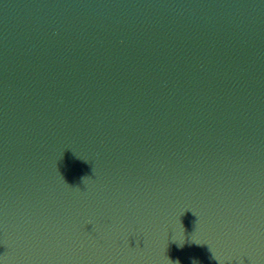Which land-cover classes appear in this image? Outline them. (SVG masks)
<instances>
[{
	"label": "water",
	"instance_id": "water-1",
	"mask_svg": "<svg viewBox=\"0 0 264 264\" xmlns=\"http://www.w3.org/2000/svg\"><path fill=\"white\" fill-rule=\"evenodd\" d=\"M264 264V0H0V264Z\"/></svg>",
	"mask_w": 264,
	"mask_h": 264
},
{
	"label": "clouds",
	"instance_id": "clouds-1",
	"mask_svg": "<svg viewBox=\"0 0 264 264\" xmlns=\"http://www.w3.org/2000/svg\"><path fill=\"white\" fill-rule=\"evenodd\" d=\"M176 264H179V262L177 261Z\"/></svg>",
	"mask_w": 264,
	"mask_h": 264
}]
</instances>
